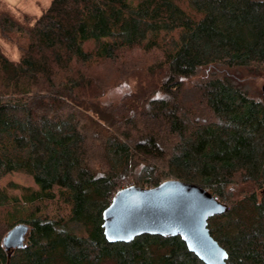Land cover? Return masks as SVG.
I'll use <instances>...</instances> for the list:
<instances>
[{"label": "trees", "instance_id": "16d2710c", "mask_svg": "<svg viewBox=\"0 0 264 264\" xmlns=\"http://www.w3.org/2000/svg\"><path fill=\"white\" fill-rule=\"evenodd\" d=\"M244 74L264 76V0H0V179L37 185L0 184V264H206L179 235L104 234L118 190L172 178L228 204L209 219L228 264H264V87Z\"/></svg>", "mask_w": 264, "mask_h": 264}, {"label": "water", "instance_id": "95a60500", "mask_svg": "<svg viewBox=\"0 0 264 264\" xmlns=\"http://www.w3.org/2000/svg\"><path fill=\"white\" fill-rule=\"evenodd\" d=\"M228 208L198 183L168 179L153 187L132 184L118 190L104 210V234L111 243L130 242L146 233L179 235L206 264H228V251L209 228V219ZM29 230L26 222L12 226L3 237L6 250L23 247Z\"/></svg>", "mask_w": 264, "mask_h": 264}, {"label": "rangeland", "instance_id": "374dc122", "mask_svg": "<svg viewBox=\"0 0 264 264\" xmlns=\"http://www.w3.org/2000/svg\"><path fill=\"white\" fill-rule=\"evenodd\" d=\"M5 1L7 2L8 7L18 16H21L24 12H28L33 15H39L43 11V9L46 6H48L51 2V0H5ZM4 46L11 57L13 58L19 57L20 52L15 46H10V44L6 42H4ZM240 76L247 79L245 82H248V84L252 86L254 90H259V91L263 90L264 76L252 77L251 75H245V74ZM108 90H109L108 95L110 97L119 98L121 95H123V90L119 89L115 85L109 88ZM9 183H12L14 185H10ZM0 184L4 186L10 194L20 195V196H22L23 188L26 189L37 188V185L35 184L32 175L18 171H14L3 176L0 179ZM49 209L56 210L54 209V207H52V205L49 207ZM59 213L65 216L67 215V212L64 209L60 210Z\"/></svg>", "mask_w": 264, "mask_h": 264}, {"label": "snow or ice", "instance_id": "6c2138e0", "mask_svg": "<svg viewBox=\"0 0 264 264\" xmlns=\"http://www.w3.org/2000/svg\"><path fill=\"white\" fill-rule=\"evenodd\" d=\"M226 256V254H224Z\"/></svg>", "mask_w": 264, "mask_h": 264}]
</instances>
